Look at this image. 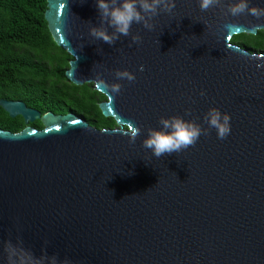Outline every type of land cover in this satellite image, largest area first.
Returning <instances> with one entry per match:
<instances>
[{
  "label": "water",
  "instance_id": "1",
  "mask_svg": "<svg viewBox=\"0 0 264 264\" xmlns=\"http://www.w3.org/2000/svg\"><path fill=\"white\" fill-rule=\"evenodd\" d=\"M45 1L51 39L71 58L66 80L92 85L115 127L0 99L25 126L0 130V264L4 243L18 239L37 257L46 251L71 264H264V54L230 42L264 32V18L228 14L233 0L207 11L199 0H175L171 14L148 20L152 30L133 24L109 45L90 35L93 27L112 31L96 0ZM117 70L135 81L117 80ZM104 81L120 83L121 93ZM213 107L231 116L227 138L211 129L161 158L142 146L161 117L208 128ZM35 121L41 130L29 126ZM128 122L142 129L134 144Z\"/></svg>",
  "mask_w": 264,
  "mask_h": 264
},
{
  "label": "trees",
  "instance_id": "2",
  "mask_svg": "<svg viewBox=\"0 0 264 264\" xmlns=\"http://www.w3.org/2000/svg\"><path fill=\"white\" fill-rule=\"evenodd\" d=\"M45 10V0H0V99L20 101L41 115L72 113L97 130L113 129V120L103 118L97 107L105 98L91 85L66 80L71 58L53 43ZM230 42L264 54V32L234 36ZM29 126L42 129L39 121ZM24 127L20 117L11 119L0 108V130L18 133Z\"/></svg>",
  "mask_w": 264,
  "mask_h": 264
},
{
  "label": "clouds",
  "instance_id": "3",
  "mask_svg": "<svg viewBox=\"0 0 264 264\" xmlns=\"http://www.w3.org/2000/svg\"><path fill=\"white\" fill-rule=\"evenodd\" d=\"M219 0H199L201 11H207L216 6ZM96 6L101 17L102 24H106L112 31L105 27H93L90 35L95 40L114 45L121 37L131 35L133 24H142L144 28L152 30L155 25L148 23V20L157 17L161 13L171 14L176 7L175 0H96ZM232 16L249 14L257 19L264 18V7L251 6L250 0H233L227 9ZM231 28L232 25H226ZM256 27H260L257 25ZM139 34L132 36L134 43L141 42ZM257 68H264V64H257ZM141 66L140 71H143ZM117 80L126 79L133 82L136 79L134 73L128 70H117ZM105 89L112 94L119 95L122 90L120 83L103 82ZM205 93L201 91V95ZM114 97V95H113ZM190 110L186 115H190ZM231 116L222 113L219 108L213 107L204 116V122L208 128H203L196 120H185L181 116L161 117L160 129L149 128L148 136L143 140L142 146L150 150L156 158H161L173 153H179L195 146L201 135H206L211 129H215L219 139H225L231 133ZM128 132L124 135L129 137L130 143H135L141 135L142 129L134 122H128ZM7 256V264H71L70 260L60 261L56 255L49 256L45 251L37 257L30 249L24 247L22 240L13 243L11 240L3 245Z\"/></svg>",
  "mask_w": 264,
  "mask_h": 264
},
{
  "label": "rangeland",
  "instance_id": "4",
  "mask_svg": "<svg viewBox=\"0 0 264 264\" xmlns=\"http://www.w3.org/2000/svg\"><path fill=\"white\" fill-rule=\"evenodd\" d=\"M92 86V85H91Z\"/></svg>",
  "mask_w": 264,
  "mask_h": 264
}]
</instances>
